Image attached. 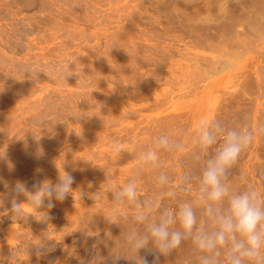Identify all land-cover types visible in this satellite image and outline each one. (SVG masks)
Here are the masks:
<instances>
[{"label":"rangeland","instance_id":"obj_1","mask_svg":"<svg viewBox=\"0 0 264 264\" xmlns=\"http://www.w3.org/2000/svg\"><path fill=\"white\" fill-rule=\"evenodd\" d=\"M209 121L252 132L227 179L264 193V0H0V264H136L130 237L145 225L113 193L135 181L153 221L182 202L201 214L195 135ZM161 135L174 147L143 166ZM63 170L76 191L45 220L12 192ZM137 255L198 264L190 240Z\"/></svg>","mask_w":264,"mask_h":264},{"label":"clouds","instance_id":"obj_2","mask_svg":"<svg viewBox=\"0 0 264 264\" xmlns=\"http://www.w3.org/2000/svg\"><path fill=\"white\" fill-rule=\"evenodd\" d=\"M253 140L252 132L244 127L228 128L220 121L200 122L197 124L195 143L201 153L207 156L198 180L196 202H182L174 208L159 209L157 220L150 219L155 200H138L135 181L116 190L112 197L117 203L128 202L136 207L135 220L145 225L144 231L130 237V248L135 251L136 264H149L147 257L137 254L147 249L149 244L159 253L168 255L179 248L185 240H190L198 253V264H264V193L249 187L242 192L233 191L227 176L240 154ZM173 141L167 135L156 138L154 147L140 155L143 166L156 167L160 149L170 150ZM115 153L120 152L118 145L113 146ZM199 158V155L197 156ZM157 182L161 186L170 184L166 174H160ZM75 177L63 170L55 183L44 179L33 183L30 191L23 182H16L12 188L15 196L26 197L34 211L44 214L62 202L76 190L73 189ZM189 182L185 179V184ZM80 198L84 193L79 191ZM175 198V192H169ZM3 200H0L2 205ZM19 203L12 201V211L21 216ZM45 211H41V209ZM203 217L207 218V222ZM119 255H113L115 262ZM91 264H104L97 256Z\"/></svg>","mask_w":264,"mask_h":264},{"label":"bare ground","instance_id":"obj_3","mask_svg":"<svg viewBox=\"0 0 264 264\" xmlns=\"http://www.w3.org/2000/svg\"><path fill=\"white\" fill-rule=\"evenodd\" d=\"M213 5H214V4H213ZM219 7H220V6H219ZM207 11H208V9H207ZM207 11H206V12H207Z\"/></svg>","mask_w":264,"mask_h":264}]
</instances>
